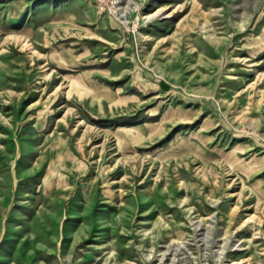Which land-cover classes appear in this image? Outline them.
<instances>
[{
    "label": "rangeland",
    "instance_id": "rangeland-1",
    "mask_svg": "<svg viewBox=\"0 0 264 264\" xmlns=\"http://www.w3.org/2000/svg\"><path fill=\"white\" fill-rule=\"evenodd\" d=\"M0 264H264V0H0Z\"/></svg>",
    "mask_w": 264,
    "mask_h": 264
},
{
    "label": "bare ground",
    "instance_id": "bare-ground-1",
    "mask_svg": "<svg viewBox=\"0 0 264 264\" xmlns=\"http://www.w3.org/2000/svg\"><path fill=\"white\" fill-rule=\"evenodd\" d=\"M128 1V0H127ZM119 2H121V1H119Z\"/></svg>",
    "mask_w": 264,
    "mask_h": 264
}]
</instances>
